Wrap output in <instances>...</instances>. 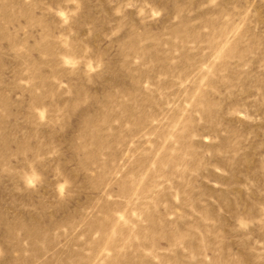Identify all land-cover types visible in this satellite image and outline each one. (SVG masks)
I'll return each instance as SVG.
<instances>
[{
    "label": "rangeland",
    "instance_id": "obj_1",
    "mask_svg": "<svg viewBox=\"0 0 264 264\" xmlns=\"http://www.w3.org/2000/svg\"><path fill=\"white\" fill-rule=\"evenodd\" d=\"M0 264H264V0H0Z\"/></svg>",
    "mask_w": 264,
    "mask_h": 264
},
{
    "label": "clouds",
    "instance_id": "obj_2",
    "mask_svg": "<svg viewBox=\"0 0 264 264\" xmlns=\"http://www.w3.org/2000/svg\"><path fill=\"white\" fill-rule=\"evenodd\" d=\"M61 15H63V13H60ZM158 14V13H157Z\"/></svg>",
    "mask_w": 264,
    "mask_h": 264
}]
</instances>
